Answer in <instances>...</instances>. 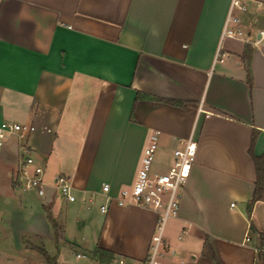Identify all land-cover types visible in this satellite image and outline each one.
I'll list each match as a JSON object with an SVG mask.
<instances>
[{"label":"crops","instance_id":"obj_1","mask_svg":"<svg viewBox=\"0 0 264 264\" xmlns=\"http://www.w3.org/2000/svg\"><path fill=\"white\" fill-rule=\"evenodd\" d=\"M243 28L264 30V0H244ZM231 0H0V122L22 126L0 147V207L17 228H39L48 205L77 260L146 264L159 211L110 204L130 187L156 131L155 173L193 136L197 156L180 191L164 264H256L264 189L254 196L250 152L264 154V40L221 39ZM221 47L224 60L217 61ZM256 136L253 142V136ZM27 146L43 166L46 199L16 173ZM88 207L53 190L59 175ZM186 233H183V231ZM249 238V240H247ZM97 248L113 254L102 261ZM81 255L77 257V255Z\"/></svg>","mask_w":264,"mask_h":264},{"label":"built area","instance_id":"obj_2","mask_svg":"<svg viewBox=\"0 0 264 264\" xmlns=\"http://www.w3.org/2000/svg\"><path fill=\"white\" fill-rule=\"evenodd\" d=\"M248 10V5L244 0H231L221 34L222 40L233 38L252 46H257L264 40V30H258L254 36L243 28L242 19L236 14V11L247 12ZM224 57L225 54L222 53L220 47L215 60L222 62ZM21 130L22 126L20 124L1 121L0 147L4 145L8 137L17 134ZM159 135V131L153 133L148 144L144 147L134 183L128 188L121 189L115 197L110 194V185L103 184L102 191L105 193V200L99 206L103 214L108 212L112 202L120 207L135 205L159 211L157 234L150 246L146 264H163L160 257L164 253L174 254L176 252L165 240V228L170 219H174L179 215L180 191L188 182L192 165L197 156V143L193 136H190L181 142L179 148L174 150L173 161L169 170L165 173H155L153 164L159 147ZM22 152V158L16 173L18 187L23 192H34L40 198L46 199L49 186L44 177L43 166L35 162L32 151L27 146L23 147ZM52 188L67 202L79 200L88 207L97 203V197L94 194H84L78 198L75 194L72 178L68 175L57 176ZM183 233H186V231L184 230ZM80 256L77 255V257ZM107 264H125V261L119 258L113 259Z\"/></svg>","mask_w":264,"mask_h":264},{"label":"rangeland","instance_id":"obj_3","mask_svg":"<svg viewBox=\"0 0 264 264\" xmlns=\"http://www.w3.org/2000/svg\"><path fill=\"white\" fill-rule=\"evenodd\" d=\"M45 221L39 228L16 227L2 213L0 207V264H51L47 259H52L55 264H93L87 257L77 260V248L64 243L62 224H54L48 205ZM170 219L165 228L164 236L169 233ZM47 252V256L43 255Z\"/></svg>","mask_w":264,"mask_h":264},{"label":"trees","instance_id":"obj_4","mask_svg":"<svg viewBox=\"0 0 264 264\" xmlns=\"http://www.w3.org/2000/svg\"><path fill=\"white\" fill-rule=\"evenodd\" d=\"M256 136H253V142L255 140ZM252 159L255 164L256 168V182H255V192L254 196L249 204V210L251 211L252 205L257 200L261 199V196L263 194L264 189V154L262 155H255L253 152H250ZM251 232L257 234V240H258V255H257V261L256 264H264V234L262 232H259L257 228L251 224ZM96 254H99V257L102 261H109L113 258V254L109 252L108 250L97 248L95 250ZM43 255L47 256V252L43 251ZM48 261L51 264H55V262L50 259L49 257ZM214 261L216 264H222L217 257H214Z\"/></svg>","mask_w":264,"mask_h":264}]
</instances>
